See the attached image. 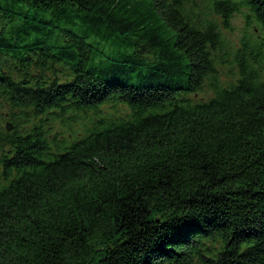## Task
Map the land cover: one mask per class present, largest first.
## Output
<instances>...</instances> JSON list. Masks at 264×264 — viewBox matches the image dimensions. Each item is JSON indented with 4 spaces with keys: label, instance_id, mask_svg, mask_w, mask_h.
<instances>
[{
    "label": "trees",
    "instance_id": "trees-1",
    "mask_svg": "<svg viewBox=\"0 0 264 264\" xmlns=\"http://www.w3.org/2000/svg\"><path fill=\"white\" fill-rule=\"evenodd\" d=\"M198 1L0 0V264H264V0Z\"/></svg>",
    "mask_w": 264,
    "mask_h": 264
},
{
    "label": "rangeland",
    "instance_id": "rangeland-1",
    "mask_svg": "<svg viewBox=\"0 0 264 264\" xmlns=\"http://www.w3.org/2000/svg\"><path fill=\"white\" fill-rule=\"evenodd\" d=\"M208 4L209 3L207 0H201V2L198 1L199 8H201L203 11L210 12V10H208ZM201 13H204V12H201ZM244 13H246V11H244ZM231 25H232L231 30H225L224 27H223V29H224V34H225L226 38L231 43H234L236 40H238L244 34V32L247 31L246 30L247 23H246V20H245V17L243 16V14H237L236 16H234V18L232 19ZM224 80L230 81V78L227 76H224Z\"/></svg>",
    "mask_w": 264,
    "mask_h": 264
}]
</instances>
